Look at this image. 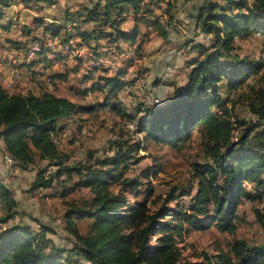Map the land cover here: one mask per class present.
I'll use <instances>...</instances> for the list:
<instances>
[{"label": "trees", "instance_id": "trees-1", "mask_svg": "<svg viewBox=\"0 0 264 264\" xmlns=\"http://www.w3.org/2000/svg\"><path fill=\"white\" fill-rule=\"evenodd\" d=\"M14 1L0 0V18L4 7ZM21 1L49 6L56 2ZM144 2L88 0L87 4L78 3L76 9H66L62 18L65 23H47L39 17L35 21L44 34L55 35H60L69 24L74 33L66 32L63 42L77 36L79 45H89L90 41L99 39L115 45L120 41L133 43L137 37L136 29L124 31L121 23L126 15L135 17L136 21L146 19L150 5ZM218 6L204 0L198 7L197 18L203 32L214 34L221 41L220 47L196 44L201 56L191 63L185 85L176 87L163 106L143 107L138 110L140 115L133 118L135 130L143 134L144 140L172 147L187 141L193 129L200 126L202 145L210 162L193 164L192 177L196 180L197 190L188 211L165 204L152 210L148 204L153 193L151 186L142 200L133 204L128 202L124 192L136 190L142 184L137 176H125L130 160L142 148L139 140L119 142L111 155L97 158L92 163L64 164L66 156L54 140L57 132L64 129L60 121L75 114L114 107L108 99L109 94L103 101L80 104L51 92L35 94L18 90L11 94L0 86L3 151L22 168L33 163L36 157L56 166L49 177L39 171L32 188H47L53 177L66 175L77 177L74 186L87 187L93 194L88 208L74 206L65 214L67 221L72 217L93 219L91 232L86 237H76L77 255L83 264H264V243L249 246L244 240L237 239L231 245L232 255L219 253L215 260L204 255L196 262L183 259L177 245L176 233L184 224L193 230H203L214 224L221 231L233 233L239 201L243 197H253L243 182H251L264 190V154L260 150H264V143L261 148L249 144L250 136L264 124V91L257 89L249 101L248 108L255 119L247 122L233 119L228 98L221 95L222 90L236 92L252 73L259 72L264 66L263 61L246 57L223 59L221 51L222 48L226 52L237 35L249 36L256 32L264 36V0H228L226 10ZM43 52L46 49L41 54ZM100 54L101 51L94 50L92 55ZM42 59H36L31 66ZM119 77H102L104 84L96 82L94 86L100 90L107 87L108 92L114 94L121 85ZM248 87L253 90L254 84ZM237 123L242 131L235 140L233 133ZM260 132L263 134L264 128ZM150 170L144 171L145 177L149 176ZM113 183L119 186L116 193L110 189ZM176 190H171L166 201L174 199ZM261 195L264 192L257 193V196ZM0 201L7 208L6 221L12 218L15 201L1 180ZM256 219L264 230V215L256 211ZM46 232L41 230L34 235L18 225L0 230V264H69L70 260L62 257L61 249L46 250Z\"/></svg>", "mask_w": 264, "mask_h": 264}, {"label": "rangeland", "instance_id": "rangeland-1", "mask_svg": "<svg viewBox=\"0 0 264 264\" xmlns=\"http://www.w3.org/2000/svg\"><path fill=\"white\" fill-rule=\"evenodd\" d=\"M203 2L204 0H145L144 3L150 5L148 8L150 11L146 13L149 15H146L147 19L138 20V35L135 44L131 43L136 47L137 59L131 60L133 65L129 62L130 59H123L120 62V65L124 64L123 68L131 66L127 72L114 69L112 75H107L109 71L104 67H99L98 70L91 66L85 68L86 63L89 62L83 60L85 64L81 65L77 74L71 73L66 80L55 81L54 93L58 96L88 104L103 101L109 94L108 99L114 104L112 108L109 106L90 113H79L62 120L64 129L57 132L54 140L59 151L66 156L64 164L92 163L97 158L111 155L119 142L141 141L142 148L134 154L129 162V168L125 171V176H137L142 182L136 190L128 189L124 192L130 204L142 200L149 191L148 187L151 186L153 193L148 198V204L152 210L165 204L188 211L197 190L196 180L192 177L193 164L210 162L202 145L200 126L193 129L187 141L172 147L154 140H144L143 134L136 132L135 119H133L140 115L138 110L143 107L163 106L176 87L185 85L192 67L191 63L201 56L199 50L195 48L196 44L220 47L221 41L214 34L201 30L197 14L198 7ZM208 2L218 4L219 9H227L228 0H208ZM78 3L87 4L88 0H56L50 10H43L45 18L41 17L47 23H51L48 19L52 18L65 23L62 18L66 9L74 6L77 8ZM43 8V5L32 2L29 11L39 12ZM28 15L31 17L32 13L28 12ZM26 23L23 22L16 28L6 45L0 44V67L3 70L8 66H22L19 62L21 56L16 55L15 51L26 47L43 35L34 19L29 18ZM11 25L5 29L4 34ZM123 26L126 29L132 27V19L128 17ZM93 47L97 51V46ZM100 48L102 51L109 46ZM221 51L224 54L223 59L246 57L264 62V36L256 32H252L249 36L237 35L229 43V49L225 52L221 48ZM70 61L73 60L59 61L56 65L48 67L46 71L50 72L52 69L64 71L71 66ZM92 71L94 73H91ZM118 75L121 85L114 94L109 93L108 88L105 87L101 92L96 89L90 90L83 96V88L90 87L92 79L101 82L98 85H102L104 84L102 77ZM86 76L92 78L86 81ZM39 81L44 85L51 84L49 80L39 79ZM253 84L254 89L250 90L248 86ZM44 85L43 87H46ZM257 89L264 91V66L261 71L252 73L236 92L221 91V95L228 98L233 119L246 122L255 119L248 108V103L254 98ZM263 128L264 124L250 136L251 147L261 148L264 143V133L260 134V131ZM241 131L242 127L237 123L233 139L236 140ZM2 146L0 140V164L5 168L0 171V180L10 190L15 206L12 209V218L5 221L8 212L3 201H0V230L12 225L25 227L34 235L41 230H47L45 233L48 239L47 251L59 248L62 250V257L70 260L69 264H83L77 255L76 237L77 235L86 237L91 232L93 219L72 217L67 221L65 214L74 206L88 208L93 197L91 190L87 187H75L77 177L66 175L53 177L47 188L33 189L31 184L36 174L43 171L44 175L49 177L56 170V166L37 157L26 168L17 164L15 167L9 166L4 160ZM260 150L264 154V150ZM147 168L151 169V173L145 177L144 171ZM243 186L253 197L251 199L243 197L239 201L235 231L224 232L214 224L203 230H193L184 224L176 233L177 245L183 259L196 262L202 260L204 255H208L213 260L219 253L232 255L231 245L237 239L244 240L249 246L264 243V230L256 219V211L264 215V195L257 196V193L264 192L263 187L251 182H243ZM173 188L177 189L173 194L174 199L166 201ZM110 189L116 193L119 186L113 183Z\"/></svg>", "mask_w": 264, "mask_h": 264}, {"label": "built area", "instance_id": "built-area-1", "mask_svg": "<svg viewBox=\"0 0 264 264\" xmlns=\"http://www.w3.org/2000/svg\"><path fill=\"white\" fill-rule=\"evenodd\" d=\"M16 23L19 22L17 19H14L10 29L5 34L0 35L1 45H6V42L11 39L10 35L21 25V23H19V25ZM111 46H109L108 49H103L100 55H92L88 66H91V68L104 67L110 72L114 69L120 70V68H122L124 72H127L131 66L123 68L124 64L120 65V62L123 59H130L129 62L133 65L131 60L136 61L137 59L135 57V45L120 41L116 45ZM43 49H46V52L41 54ZM15 54L21 56L19 62L22 66H8L4 68V70L0 67V86L11 94L18 91V86L23 81L24 71L31 68V64L36 59L43 57L39 63L42 68L46 70L48 67L56 65L59 61L67 62L81 57L82 51L68 42H63L60 35L46 33L38 40L32 41L30 44L26 45V47H21L19 50L15 51ZM3 154L6 163L9 166L15 167V160L6 152Z\"/></svg>", "mask_w": 264, "mask_h": 264}, {"label": "crops", "instance_id": "crops-1", "mask_svg": "<svg viewBox=\"0 0 264 264\" xmlns=\"http://www.w3.org/2000/svg\"><path fill=\"white\" fill-rule=\"evenodd\" d=\"M30 4L31 3L25 4L21 0H15L11 5L4 7L3 15L0 18V35L4 34L5 29H7L6 26L7 25L10 26L12 24V22L14 21V19L18 18L17 20H18L19 23L23 24V22H24V24H27L26 22H27V20L29 18L34 19V21H35L36 17H39V18H42L41 16L44 17L43 10H50V8L54 5L53 4V5H50V6L49 5L45 6L42 3H35V4L43 5L44 8L42 10H40L39 12H34L33 10L29 11ZM73 8L75 9L76 6H74ZM73 8H70V9H73ZM184 8L185 7H183V9ZM28 12L32 13L31 17L28 15ZM146 15H149V14H146ZM176 15H178V14H176ZM128 17H130L132 19L133 26L126 29L123 26V24L125 23V21L127 20ZM148 18H149V16H148ZM22 20H23V22H22ZM48 20H49V22H60V20L56 19V18H52V19H48ZM138 23L139 22H138V20L137 21L135 20V17L126 15L124 17V21L121 23V29L124 30V31H130V30L132 31V30L136 29V33H137V24ZM40 28H41V30H42V32L44 34L43 28L42 27H40ZM66 32L74 33V31L72 30V28H71V26L69 24H67V27L65 29L61 30L60 36H61L62 39H64V34ZM137 35H138V33H137ZM77 42H80V38L77 37V36H75L72 39H69V41H68V43L76 46L77 48H79L82 51V55H81L80 59L70 61L72 63L71 66L68 67L64 71H60V70H56V69L53 70L52 69V71H50V72L48 71L47 72L46 70H44L42 68L40 63L37 62L36 64H33V66L31 68H28V69H26L24 71L23 81L18 86V90L23 92V93L33 92L35 94H40V93H43V92H51V93L55 94L54 93L55 92V81H57V80H66L67 77L69 76V74H71V73L72 74H77L79 72L80 68H81V65L85 64V62H83V60L90 62L91 55L94 53V50H95L93 46H97V48H98L97 51H100L101 50V48H100L101 46L108 47V46H111V45H115L113 42H106V39H99L97 41H90L89 45H84V44H80L79 45ZM133 43L135 44V42H133ZM87 64L89 65V63H86L85 68L88 69L89 67H88ZM83 68L84 67H82V69ZM121 70L124 71V69H120L119 71H121ZM94 71H92L91 73H94ZM59 75H61V76H59ZM107 75H112V72L109 71V73H107ZM51 76H53V77H51ZM92 76H90V77L86 76L85 80L87 81L88 79L92 78ZM45 77H48V78H45ZM108 77H110V76H108ZM39 79H42L43 81H44V79H45V81L49 80L51 82V84H47V85L45 84L44 85V83H41V81H39ZM85 80H83V81H85ZM94 83H96V81H94L92 79L91 83H90L91 86L83 88V91H82L83 96L87 95L90 90L94 91L96 89V91H100L101 92L100 89H98V88H96L94 86ZM43 85L46 86V87H43ZM62 97H64V96H62ZM67 99H69V98H67ZM71 101H73V100H71ZM73 102H75V101H73ZM80 104H84V103H80ZM60 124L63 125L62 120L60 121ZM4 169H5L4 166H2V164H0V171L2 172Z\"/></svg>", "mask_w": 264, "mask_h": 264}, {"label": "bare ground", "instance_id": "bare-ground-1", "mask_svg": "<svg viewBox=\"0 0 264 264\" xmlns=\"http://www.w3.org/2000/svg\"><path fill=\"white\" fill-rule=\"evenodd\" d=\"M44 53V52H43Z\"/></svg>", "mask_w": 264, "mask_h": 264}]
</instances>
